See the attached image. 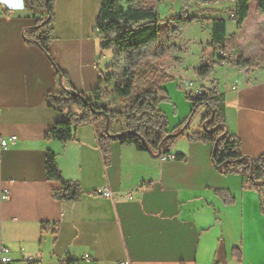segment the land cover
Wrapping results in <instances>:
<instances>
[{"label": "crops", "instance_id": "0c3cea01", "mask_svg": "<svg viewBox=\"0 0 264 264\" xmlns=\"http://www.w3.org/2000/svg\"><path fill=\"white\" fill-rule=\"evenodd\" d=\"M101 4L56 0L50 51L78 91L95 90L113 61L112 51L102 49L97 36ZM156 7L163 23L173 28L185 5L163 0ZM235 9L232 0L187 2L191 16L227 19V34L238 35L233 54L258 58L264 48V14L251 0L249 16L238 30L236 22H228ZM0 12V135L17 136L2 152L0 232L16 264H117L125 259L132 264H264L260 194L244 189L245 176L220 173L211 143L187 138L199 129L205 108L168 160L114 141L106 164L94 123L77 127L75 140L46 139L67 112L47 105L46 95L63 91L62 82L42 48L26 39L43 14L28 10L25 0H0ZM211 20L171 35L170 43L184 50L176 54L182 60L171 66L174 78L163 84L174 104L160 107L172 132L193 110L186 93L216 84L227 104L229 128L240 137L243 152L257 158L264 155V65L246 69L221 62L210 76L198 78L195 69L205 63L202 51L212 40ZM48 151L56 155L63 177L80 183L78 200L54 198L62 184L48 179ZM217 190L228 192L234 202H226ZM5 191L8 199L2 198Z\"/></svg>", "mask_w": 264, "mask_h": 264}, {"label": "trees", "instance_id": "16d2710c", "mask_svg": "<svg viewBox=\"0 0 264 264\" xmlns=\"http://www.w3.org/2000/svg\"><path fill=\"white\" fill-rule=\"evenodd\" d=\"M162 1L102 0L97 20V36L101 40V48L112 51L113 61L107 72L100 74L97 88L85 92L74 88L69 76L59 68L50 51L56 23V0H25L28 10L43 14L30 29L26 39L42 48L53 62L58 79H62L67 87L61 92H49L46 95L48 106L67 112V119L57 122L47 132L46 139L72 141L76 139L77 127L94 123L106 164L110 162L111 144L114 141L133 144L141 151L151 150L152 155L159 150L162 154H168L189 129L199 111L205 108L206 113L199 129L188 134L187 138L190 141L212 144V160L220 173L245 176L244 189L256 190L260 194L264 213V155L254 158L243 152L240 137L228 126L227 104L216 84L200 93L187 92L186 99L193 102V110L174 131H169V119L160 104L171 99L163 84L174 78L170 74L171 66L182 60L176 54L184 50L183 46L170 43V37L180 34L182 29L193 22L211 19L189 15L188 0H181L185 7L180 12L177 25L168 28L167 38L162 41L165 24L156 7ZM219 1L221 0H196L199 5ZM232 1L236 2L233 20L238 29H241L249 16L251 0ZM257 10L264 14V0H257ZM211 21L212 40L202 51L205 63L195 69L198 78L210 76L221 62L246 69L264 65V48L258 58L233 54L238 46V35L227 34V19L215 18ZM110 98L116 100L110 101ZM108 118L110 134L106 131ZM45 167L48 179L62 184L61 189L53 191L54 198L66 201L79 199L80 183L63 177L56 155L51 151L47 152ZM217 192L226 202H234V197L228 192ZM44 227L47 228V225ZM234 255L239 260L242 259L239 249H235Z\"/></svg>", "mask_w": 264, "mask_h": 264}, {"label": "built area", "instance_id": "2783aa9c", "mask_svg": "<svg viewBox=\"0 0 264 264\" xmlns=\"http://www.w3.org/2000/svg\"><path fill=\"white\" fill-rule=\"evenodd\" d=\"M4 14L0 12V17H3ZM235 16V12L232 14V17ZM1 112V108H0ZM17 140V136L12 135L9 137L1 136L0 135V168H1V159H2V152L8 148L10 145L14 144ZM163 160H168L171 158V153L168 154H161L160 156ZM106 195H111L112 193L109 190H106ZM133 192L130 193V198H133ZM10 197V192L5 191L2 195L3 199H8ZM89 258L88 255H86ZM0 264H16L11 256L10 248L5 244L2 233L0 232ZM117 264H132L130 259H125L117 262Z\"/></svg>", "mask_w": 264, "mask_h": 264}, {"label": "rangeland", "instance_id": "374dc122", "mask_svg": "<svg viewBox=\"0 0 264 264\" xmlns=\"http://www.w3.org/2000/svg\"><path fill=\"white\" fill-rule=\"evenodd\" d=\"M235 22L234 20H232V19H229L228 20V22ZM237 25V24H236ZM168 28H170V27H168L167 26V24L165 25V27H164V30H163V33H162V36H161V40L162 41H165L166 40V38H167V30H168ZM238 28V27H237ZM239 30V29H238ZM233 34H236V33H233ZM263 52V51H262ZM113 99L114 98H110L109 100L110 101H113ZM171 99V98H170ZM187 101H189V100H187ZM189 102H191V101H189ZM163 103H171V104H174V102L172 101V99H171V101H163L161 104H163ZM160 104V105H161ZM167 115V114H166ZM168 116V115H167Z\"/></svg>", "mask_w": 264, "mask_h": 264}, {"label": "water", "instance_id": "95a60500", "mask_svg": "<svg viewBox=\"0 0 264 264\" xmlns=\"http://www.w3.org/2000/svg\"><path fill=\"white\" fill-rule=\"evenodd\" d=\"M48 18H50V16L48 17ZM61 82H62V86H63V90H66L67 89V87L64 85V81L61 79ZM73 94H76V91H74V90H72L71 91ZM106 131L110 134V132H109V118H108V120H107V122H106ZM150 152H152L151 150H150ZM154 154V153H153ZM161 154H162V151L161 150H159L156 154H154L155 156H161Z\"/></svg>", "mask_w": 264, "mask_h": 264}]
</instances>
